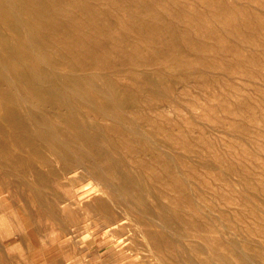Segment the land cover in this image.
<instances>
[{
	"label": "rangeland",
	"instance_id": "374dc122",
	"mask_svg": "<svg viewBox=\"0 0 264 264\" xmlns=\"http://www.w3.org/2000/svg\"><path fill=\"white\" fill-rule=\"evenodd\" d=\"M252 9L263 13L260 8ZM255 32L253 37L246 31L234 37L245 44V49L259 52L257 57L264 65V25ZM220 41L229 46L234 44L226 35ZM198 57L210 68L201 64L195 72L179 70L178 76L186 78L181 82L178 76L168 75L140 78L138 82L123 79L124 84L133 86L122 100L119 98L123 109L140 106L150 117L161 112L175 124L173 130L161 120L164 130L158 132L152 125L139 121L142 134L139 136L128 131L131 126L124 124L128 127L123 126L126 131L122 134L130 138L127 149L114 148L109 141L112 134L96 129L114 127L98 104L87 106L80 95H71L73 108L64 103L57 108L55 104L61 101L60 85L49 74L52 82L48 83L53 85V91L45 84L35 83L49 101L46 105L39 97L29 96L22 82L9 72L23 92L17 93L22 97L19 99L22 110L29 107L47 112L59 135L66 141L71 139L70 143L77 144L79 149L71 144L67 149L57 147L61 160L42 142L27 135L21 136L16 147L11 148L12 154L10 149L0 148V264H116L114 255L121 257L117 264H264V69H237L233 54L222 60L210 52ZM105 74L104 71L100 75L98 85L107 92ZM200 79L205 82L200 84ZM4 89L3 85L0 93ZM222 99L230 101V105L225 106ZM0 102V123L5 127L10 123L9 128L19 130L14 118L8 122L2 117L11 101L0 97ZM88 110L91 114L85 112ZM231 111L238 115H231ZM186 120L192 124L190 131ZM180 130L188 134V140L178 142L174 138ZM203 140L209 142V148ZM142 144L147 147L145 151ZM26 153L35 155L33 164H16L18 167L12 164L17 154L26 156ZM83 153L90 155L113 182L132 192L140 183L128 182L125 175L148 176L147 187L142 191L144 207L136 205L130 210L128 201L97 185L92 178L72 181L66 172L74 168V161L79 158L87 166ZM107 153L109 157H104ZM129 161L132 163L127 165ZM14 167L18 171L11 169ZM161 168L172 171L175 177H154L153 169ZM200 174L206 185L199 182ZM180 179L186 182L181 183ZM80 187L82 192L76 193ZM160 205L169 207L164 209ZM146 230L161 233L160 249L149 244ZM80 251H84L83 260L78 255Z\"/></svg>",
	"mask_w": 264,
	"mask_h": 264
},
{
	"label": "bare ground",
	"instance_id": "6f19581e",
	"mask_svg": "<svg viewBox=\"0 0 264 264\" xmlns=\"http://www.w3.org/2000/svg\"><path fill=\"white\" fill-rule=\"evenodd\" d=\"M252 7L262 9L263 13L252 11ZM262 25H264V0H0V89L3 85L5 86V91L0 93V97L11 101V105L4 109L2 117L8 122L14 118L19 127V130H13L9 128L10 123H6L9 124L8 127L0 123V148L10 149L12 154L14 151L12 152L11 148L16 147L21 136L27 135L31 139L42 142L61 160L62 157L57 147L67 149V146L69 147V144H71L73 148L79 149V147H76L77 144L70 143V138L69 141H66L59 135L58 130H55L50 123L47 112L41 111V108L35 110L29 107H25V111L22 110L23 105L19 104V99H22V97L20 98V95L17 94L18 91L22 92V90H20V84H16L14 79L9 76L10 71L22 82L29 96L39 97L45 104L49 101L44 99L38 91V87H35V83L45 84L49 91H53V85L48 83L50 81L49 74L52 75V80L60 85L61 91H58H60L61 101L55 104L57 108L60 103L73 108L72 101L69 100L71 95H80L87 106L98 104L102 107L101 113L106 119H111L114 122V127H97L96 129L108 131L112 134L109 141L114 148L127 149L126 144L130 141V138L124 137L122 134L128 127L124 124L130 125L131 128H128V131L136 136L141 134L138 129L139 121L152 125V129L157 128L158 132L164 130L160 123L161 120L168 122L170 129L173 130L175 124L161 112H156L155 115L150 117L144 114V110H141L140 106L123 109L119 105V98H124L133 88L131 85L128 86V83L124 84L123 79L138 82L137 80L140 78L146 80L152 76H178L179 70L187 73L195 72L197 66L201 64L210 68V65L203 63V59L198 57V54L209 52L221 60L227 55L233 54L236 57L235 64H238L237 69L242 67L248 71H260L264 69V65H261L262 63L257 57L259 52L245 49V44L236 40L234 36H236V33L246 31L253 37L255 31H259ZM224 35L230 37L234 42L232 46L220 41ZM206 40L214 43L209 44L208 41L205 42ZM152 67H156L155 71L149 72L146 70ZM104 71L106 72L105 79L108 82L107 92L98 85ZM178 79L181 82L186 78L179 75ZM150 82L152 81L150 80ZM158 82L159 80L156 83ZM204 82L205 79H200L199 83ZM213 98L217 97L214 96ZM222 100L225 102V106H229L231 103L227 99ZM175 111H177V108ZM85 112L91 114V110ZM178 113L181 114L179 111ZM230 113L231 115H238L234 111ZM187 120L186 123L189 124L188 129L190 131L192 124ZM237 129L240 128L237 127ZM113 135H115V140ZM187 135L180 130L175 133L174 138L178 142H184V140H188ZM202 143L209 148L210 145L207 140H203ZM141 149L145 151L147 149L146 145L142 144ZM32 155L17 154L12 159V164L15 166L24 163L33 164L36 157ZM83 155L88 162L87 166L83 159L79 158L74 161V168L72 167L71 170L66 172V175H70L72 181L77 178H87L89 180L92 178L97 185L109 188L121 199L128 201L130 210H134L136 205L140 207L143 205L144 207L142 191L147 187L146 178L148 176L145 178V176L125 175L128 182L140 183V185L135 186L134 192H132L129 188L113 182L112 177L102 172L90 155L85 153ZM107 155L108 153L103 154L104 157H109ZM122 155L124 154L122 153ZM47 156L49 157V154ZM108 159L110 160V158ZM175 159L174 161H176ZM171 161L173 162L172 159ZM128 163L130 165L132 162H127V165ZM16 167L11 169L18 171ZM19 172L21 171L19 170ZM171 172L167 168H161L160 171L153 169L151 173L158 178L161 176L174 178L175 176ZM86 173L89 175L87 176ZM198 176L199 182L206 185V181L200 178L202 175ZM182 181L186 182L185 179H180L181 183ZM180 186L182 187V185ZM168 187L171 189L170 185ZM81 192V187L76 190V193ZM168 207L169 205H160V208L166 209ZM146 236L151 246L160 249L162 246L160 232L148 230ZM83 253L84 251L78 253L82 260L85 257ZM157 258L161 262L158 254ZM113 259L117 264L120 262L121 257L114 255Z\"/></svg>",
	"mask_w": 264,
	"mask_h": 264
}]
</instances>
